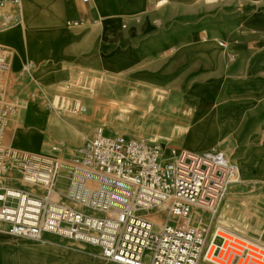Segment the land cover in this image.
Returning a JSON list of instances; mask_svg holds the SVG:
<instances>
[{"label": "bare ground", "instance_id": "obj_1", "mask_svg": "<svg viewBox=\"0 0 264 264\" xmlns=\"http://www.w3.org/2000/svg\"><path fill=\"white\" fill-rule=\"evenodd\" d=\"M176 1L180 4L188 2L192 5L197 2V0H173V2ZM109 2L113 9L110 16L99 13L96 0L92 4L94 16L98 22V33L93 42H89V45L84 43L81 46L89 48L90 55L84 65L89 70H93L98 84L82 93L83 97L77 101L75 112L87 113V116L92 117L104 115L113 122L128 127L144 123L160 128L176 124L182 118L181 109L189 108L188 115L191 116V121L185 130H179L178 133H184L185 140L195 144L193 152L203 141L224 143L227 134H233L237 146L244 148L251 141V131L256 128L253 116L247 111L251 103L226 102L220 98V86L216 82L206 85H190L189 80L176 71L174 63L158 68L146 66L145 57L147 55L153 56L165 50L174 49L176 51L174 56H178L179 53L188 51L193 41L198 40V35L194 32L196 27L186 23L184 25V17L179 15L175 20L164 21L157 35H151L148 32L149 26H145L140 34L135 35V32H132L130 36L124 37L122 16L118 14L131 11L145 13L146 0H109ZM131 3L137 6L130 8ZM167 3L168 0H160L157 7ZM76 5H78L76 0H21L16 9L6 8V11H0V48L14 50V52H7L9 63L3 70L21 74V77L26 79V72L22 74V71L31 73V64L29 63L28 67L25 64H28V61L34 64L41 61L44 57L43 49L46 48L47 39L66 32L63 38L71 39L72 43L73 40L80 42L90 29L87 27L82 30L83 24L76 25L74 30H68L72 24L70 18ZM261 17L264 16L256 11L243 18L255 21L256 18L261 19ZM223 46L217 43L212 45L225 55L231 54L230 45ZM62 50L58 57L63 58ZM54 73L55 71L43 77L40 84L45 85V80L52 78ZM120 79L145 82L149 85V93L155 96L154 100L152 98L147 100L131 98L128 93L110 86L111 82L115 81L116 84ZM101 89L104 92L101 93ZM169 103H173L174 107L167 108ZM57 105L59 106L58 101L55 100L53 103L55 109L63 107ZM22 108V116L4 123L0 132V145L6 142L7 131L11 128L9 145L11 148L25 154L52 157L57 159L59 164L60 157L64 162L63 171H68L66 161L78 155L79 150L76 144H69L56 136L55 123L50 119V114L43 111L35 101H24ZM56 113L60 123L72 127L76 132H82L71 123L73 119H70L69 115ZM223 119L228 122L227 129L222 128L226 127L221 125ZM190 149L187 150L190 151ZM170 150L165 148L166 156L170 155ZM81 159H77L71 168ZM237 162L239 183L228 192L217 217V225L228 232L220 234L225 240L223 250L213 258L214 247L210 260L199 264H264V230L257 222L250 221L246 223L249 224L248 227L236 228L237 226L229 219L233 208L238 206L245 188L264 190V149L258 151L255 147H251L244 158L238 156ZM13 176L14 173L11 174L10 171L7 172L0 168V188L8 187L36 194L45 193L41 186L28 184L20 177ZM61 176L60 174L57 190H54L52 200L87 210L85 207L70 202L64 196L65 182ZM252 202L257 205L264 204V195L254 197L249 201V203ZM140 214L146 215L145 213ZM154 219L158 225L167 220L166 214L154 216ZM0 223L7 227L5 223L1 221ZM235 236L246 238L257 245H248ZM32 241L35 242L12 239L8 231L0 229V264H82L80 260L90 262L88 264H118L107 260L103 255L100 258L101 261H96L86 254H80L81 257H77V262L70 261L71 257L68 252H75L73 249L55 243L50 244L51 248L41 247L42 245L37 243L40 240ZM248 247L251 251L246 254ZM49 248L57 253L46 254L44 249Z\"/></svg>", "mask_w": 264, "mask_h": 264}, {"label": "built area", "instance_id": "obj_2", "mask_svg": "<svg viewBox=\"0 0 264 264\" xmlns=\"http://www.w3.org/2000/svg\"><path fill=\"white\" fill-rule=\"evenodd\" d=\"M20 2L0 0V5ZM6 67L0 48V71ZM15 113L14 105L1 106L0 132ZM0 168L17 171L22 181L45 191L0 188V221L11 236L41 240L55 235L83 242L118 264H199L210 260L214 247L217 257L225 242L220 234L228 232L214 225L215 218L239 183L238 166L222 150L172 149L166 156L154 142L112 135L103 127L85 142L83 158L65 181L64 196L87 210L52 200L61 173L55 158L1 144ZM159 214L167 218L161 225L154 219ZM250 251L246 248V254Z\"/></svg>", "mask_w": 264, "mask_h": 264}, {"label": "rangeland", "instance_id": "obj_3", "mask_svg": "<svg viewBox=\"0 0 264 264\" xmlns=\"http://www.w3.org/2000/svg\"><path fill=\"white\" fill-rule=\"evenodd\" d=\"M77 4L84 7V8H90L92 4L94 3V0H88L85 2V0H76ZM151 6H149L148 10L143 13L136 15L133 17V20L140 23V25H143L145 22L149 23L153 26V29L159 30L163 24L159 21V19H154L152 16L156 14H163L166 12V15L170 14V11L175 7L174 5L176 3L173 2V0H168V3L164 6L157 7V4L160 0H150ZM215 2H210L209 0H197L195 5L191 6L189 11H192L191 14H196L199 16H208V15H214L218 12V10L223 7L227 2H230L232 0H213ZM19 5L6 3L4 5H0V11H6V8H14L16 9ZM181 6V7H179ZM178 10H182L183 12L187 13L186 7H182L183 5H179ZM186 9V10H185ZM189 13V12H188ZM70 21L74 23H79L78 25H83L82 30L85 28H89L93 31L97 30V25L90 26L91 24L86 20V18H83L80 16L78 11L73 12L71 15ZM90 24V25H89ZM125 25H128L125 23ZM90 26V27H89ZM68 27V26H67ZM76 26L68 27L70 29L68 30H74ZM233 28L235 26H229L226 24H221V29L226 31L225 35L217 36V34L213 33L212 31L210 33L205 32L202 33L200 36V39L203 41H210L211 43H217V44H223V47H228L230 43L235 42L236 36L233 33ZM84 29V30H85ZM79 30V29H78ZM205 30V29H204ZM68 32V31H67ZM63 34H66L63 33ZM63 34H60L52 39L46 40V48L43 49V55L44 57L41 59V61L37 64L31 63L28 61V64H25L27 67L29 66V63L31 64V73H27V71H22V74L26 72V79L21 77V74H14L9 73L6 70L0 71V101L1 106L4 104H12L16 107V113L12 118L9 120H16L20 116H22V106L24 104V101L33 100L36 102V104L39 105V107L46 111L48 114H50V119L55 123V134L60 139L66 141L67 143H75L78 148V155L71 160L66 161V164H68V171H63V163L62 159L59 157L60 165H61V177L64 180V182L67 180L69 171L71 166L75 163L77 159L83 158V147L85 142L90 139L95 130L98 127H103L108 130L109 134H122L125 136L130 137H136L140 139H145L150 142H154L158 144L163 150L165 148L179 150V149H190L191 143L190 141L185 140V135L179 134V130H185L186 127L190 123L191 116L188 115L189 108H182L181 109V120H179L176 124L170 125L169 127L161 126L160 128L154 127L152 125H145L144 123L136 125L135 127H128L120 125L117 122H113L112 119L100 115L96 117L87 116V113H76L75 107L77 101H80L83 97V92L90 89L93 85L98 84V79L95 76L93 70H89L84 64L79 63L78 61L68 62L69 60L66 58L58 57V54H60V51L64 48L66 40H69L68 38H63ZM71 41V40H69ZM5 56L7 58V64L9 63L8 59V51L14 52L13 49L9 50L6 48H2ZM176 51L174 49H168L163 51L161 54L155 57V59H163L167 60L169 59L173 54H175ZM228 61L235 63L237 57H235V54H227L226 55ZM155 59H152V62L155 61ZM154 60V61H153ZM67 61V62H66ZM146 66L150 67L149 63L151 61H146ZM27 63V62H26ZM167 64H169L167 62ZM167 66V65H166ZM71 68L72 75L66 82H61L59 84H52L48 85L45 82V85L40 84L42 81V78L46 75L50 74L51 72H58L60 70H65ZM176 71H178L181 75H183V78L188 79L187 70L186 68H182V66H176ZM155 69V68H150ZM163 70V69H162ZM164 71V70H163ZM134 78H136L134 76ZM137 79V78H136ZM185 81V80H184ZM191 84V82H189ZM110 86L115 87V89L120 90L124 93H128L129 97L138 98V99H150L152 98L154 100V95L149 93L148 87L149 85L145 82L141 81H129L128 79H120L119 82L115 84V81L110 83ZM104 92L101 89V93ZM102 95V94H101ZM105 95V93H104ZM55 100L58 101V104L62 108L55 109L53 107V103ZM58 106V105H57ZM58 106V107H59ZM167 108L174 107L173 103H169ZM56 112H59L60 114L69 115L70 119L73 120L71 123L74 124L78 129L83 130L84 127L87 128L86 132L82 131L76 132L74 129L66 124H62L58 120V115ZM186 116V117H185ZM54 117V118H53ZM93 124H89L92 123ZM11 124V123H10ZM11 128L7 131L5 143H3L6 146L10 145V136H11ZM174 132H176L174 134ZM53 134V132H52ZM233 134H227L225 136V142L220 143L211 148L210 150H222L231 160L233 163H235L238 166L237 158L240 156L241 158H244L251 147H255L256 145L252 144V141H250L244 148H239L234 141ZM187 143V144H186ZM187 145V146H185ZM193 148V147H192ZM190 150H193V149ZM239 149V151H238ZM209 151V150H208ZM193 152V151H192ZM205 152V151H204ZM239 154V155H238ZM14 177L19 178L16 172H14ZM66 177V178H65ZM259 195H264V190H261L259 188H245L243 193L240 196V200L238 202V206L233 208V211L229 215V219L233 221V223L237 226L236 228H245L248 227L249 223H255L257 222L259 226L264 230V204H256L255 202L249 203L254 197H258ZM16 205V202L13 203ZM223 206V205H222ZM222 206L219 208V211L222 209ZM217 216L215 218V226L218 223ZM0 229L5 230L7 232V227L0 223ZM12 239L21 240V241H27V242H35L27 238H21V237H13ZM49 242V243H48ZM38 245H42L41 247H50L51 243L60 244L66 248L73 249L75 252H68L70 255V261L77 262V257H81L80 254H86L90 258L101 261L102 254L101 252L86 243L78 242L70 239H65L62 237H58L55 235H49L42 240L38 241ZM47 243V244H45ZM44 249L46 254H55L57 253L53 249ZM78 253V254H74ZM80 255V256H79ZM82 264H88L90 262H84L83 260H80Z\"/></svg>", "mask_w": 264, "mask_h": 264}, {"label": "crops", "instance_id": "obj_4", "mask_svg": "<svg viewBox=\"0 0 264 264\" xmlns=\"http://www.w3.org/2000/svg\"><path fill=\"white\" fill-rule=\"evenodd\" d=\"M96 2H98L97 10L99 13L102 12V14L107 16L112 15L113 9L109 0H96ZM174 3H176L175 7L170 11V14L166 15L165 12L156 14L152 18L159 19L163 24L164 21L175 20L180 15L184 17V19L182 18L184 25L186 23L196 27L194 32L198 35V40L197 42L193 41L192 47L186 52L179 53L178 56L173 54L167 60L155 59L156 56L161 54L159 53L153 56L147 55L145 57L146 61H151L149 63L150 67L155 68L168 65L167 62L182 66V68L187 70L188 80L191 82L190 85H206L207 83L216 82L220 86V98L226 102H234L236 104L251 103L247 111L253 116L256 125V128L251 131V141L252 144L256 145V149L261 151L264 149V17H261V19L256 18L255 21H249L243 17L249 16L256 11L264 16V0H232L231 3L227 2L221 7L216 14L208 16L191 14L192 11H189L188 8L193 5L188 2L186 4H180L177 1ZM151 5V1L146 0L147 10ZM179 5L186 7L187 13L182 10L179 11ZM136 6L134 3L129 4L130 8H135ZM246 9L249 10L246 11ZM75 11H78L81 17L86 18L91 23V26H95L98 23L92 6L87 9L76 5ZM139 14L143 13L131 11L118 14L122 16L124 24L123 36L128 37L132 32H135V35L140 34L145 26H149L148 32L151 35H157L158 30L153 29V26L149 23L145 22L140 25L139 22L133 20V17ZM125 23L128 25H125ZM221 24L235 26L233 33L236 36V40L230 43L231 53L237 56L235 63L228 61L223 52L213 48L212 45L215 43L200 39L202 33H210L211 31L219 37L225 35L226 31L221 29ZM97 33L98 30L93 31L90 29L80 42L73 40L72 43L69 41L71 39L68 38L69 40H66L62 50L63 58L68 59V62L78 61L84 64L90 54L88 53L89 48L81 45L84 43L89 45V42L94 41ZM152 59H155V61L153 60L154 62H152ZM72 71L71 68H68L55 72L54 76L47 78L45 82L48 85L66 82L71 77ZM221 125L226 126L222 127L223 129L228 128V122L225 119L221 121ZM86 127L82 131L86 132ZM234 141L236 142V140ZM191 145V147L195 146L193 143ZM199 145V148L196 151L194 150V152L208 151L215 147L217 143L214 141H203Z\"/></svg>", "mask_w": 264, "mask_h": 264}]
</instances>
